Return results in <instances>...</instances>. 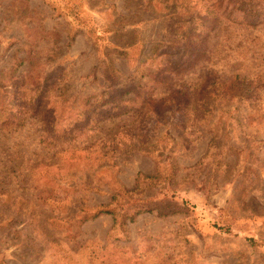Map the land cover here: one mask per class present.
<instances>
[{
  "label": "rangeland",
  "instance_id": "obj_1",
  "mask_svg": "<svg viewBox=\"0 0 264 264\" xmlns=\"http://www.w3.org/2000/svg\"><path fill=\"white\" fill-rule=\"evenodd\" d=\"M167 64L179 71L161 73ZM44 65L69 81L59 128L114 83L163 82L79 141L50 144L49 114L0 136V264H264V25L226 21L216 0H0V95L14 70L45 80ZM167 157L173 185L136 189ZM142 206L154 211L131 222ZM101 207L118 222L87 218Z\"/></svg>",
  "mask_w": 264,
  "mask_h": 264
},
{
  "label": "trees",
  "instance_id": "obj_2",
  "mask_svg": "<svg viewBox=\"0 0 264 264\" xmlns=\"http://www.w3.org/2000/svg\"><path fill=\"white\" fill-rule=\"evenodd\" d=\"M216 4H218L223 10V19L232 24L239 26H247L251 28H257L259 26L264 25V0H216ZM29 57L30 56H28L27 58ZM25 60L27 59H23V61ZM34 60L35 57L33 55V57H30V63L34 62ZM168 64L165 65V68L161 73L165 74L170 72V74L172 75L173 72L179 71L178 67L175 69L169 66ZM43 68V70H47L45 65ZM169 68H171V71ZM151 71L152 70L149 71L150 75L152 74ZM17 73L18 70H14V74L11 76V82L9 85V88H11L12 90L10 95L11 97H8L6 100L2 95H0V136L2 134H12L23 129L30 119L37 118L41 122H45L44 118L49 114V116L52 117L53 123L51 122L52 124H50L49 127H45L44 131L46 133V137L48 138L46 140H48L50 144H55L58 142H75L87 138L91 130L99 127L105 121L110 119H116L119 118L120 115L126 114V109L129 108L134 101L131 99H127L129 95L144 94V92L148 90L147 87L149 86L150 82H154V84L156 85L162 84L163 82H156L155 79L154 81L146 82L145 86H143V83L141 81L136 82L135 80H132L130 84H124L120 86V82L114 83L113 88L109 87V92L104 93L102 95L105 99V102L103 104H98L97 100L92 101L91 97H85V99L81 98L79 100L77 108V110H79V113H77L76 115H72L73 119L67 125V127L59 128V122L63 119L64 115H61V113H59L60 111L54 107L58 105L57 101L61 96V94H57L61 93L63 90L67 92L69 81H67L66 79L57 80L58 76H56L55 72L53 71H46L45 80H36L34 75L32 74L28 77L30 81H25L22 77V74H19V76H15V74ZM53 79H55L53 83L46 85V82H49ZM27 85H29V87L31 88V93L28 97L25 95V87H27ZM214 86L215 83L212 84V88H214ZM193 91L194 90L192 88L183 91L180 90L177 92L175 99L179 98V104L181 105H184V103H186V105L190 104L191 100L195 95ZM51 92L55 93L54 95H56V98H54V95L49 98ZM207 93L212 94L210 92ZM232 94L233 91H230L227 95L222 94L219 96L220 98H224V100H227L228 98L230 100V98H233ZM105 95H108V97L105 98ZM207 96L209 97L207 98ZM207 96L205 97L207 99H205L203 103L204 106L210 105V102L212 100L210 95ZM195 99L196 100L194 101V103L198 104L200 102L199 99L197 97H195ZM50 102L54 104L53 106H50L51 108H49L48 111V106ZM140 105H142L140 106L141 111H144L146 109L144 108L146 105L149 108L148 110L151 111V113L154 112V104L151 105L143 102ZM105 106L109 107L104 109ZM198 110L199 113H196V117H200L201 114L202 119L210 117V109L206 110L205 108L203 110V108H198ZM160 117H157L155 120H160L162 118ZM165 135H167L169 138L171 137V140L177 143L175 144L176 146L180 144L174 138H172L169 132H167V134L165 133ZM218 145V137H216V135H212L208 143L207 155L211 151L217 152L219 150L217 147ZM144 152L149 153L147 150H144ZM160 156L162 157V155ZM162 164H169L170 169L167 170V168H164V171H162V173L158 172V174L155 176H144L142 174H138L136 189L143 190V183L146 181L150 182V186L157 185L158 181L173 185V179L176 176L173 173L175 169L174 166H176L175 163H171L169 161V158L167 157L164 163ZM224 166L228 169V171H226V178H230L231 175L228 174L230 173V168L228 167H231V165L229 164V162H227L224 164ZM204 181L205 180H203L202 182ZM251 181L253 183L255 182V180L253 179H251ZM169 203L170 202L167 203L166 208H170ZM153 211V209H148L144 206L138 207L137 209H135L134 213L130 215V221L134 222L138 216L147 213H152ZM101 215H112L114 217L115 224L118 222L115 210H112L109 207H101V209L98 210L94 215L87 218L95 219ZM162 215H168V213H162Z\"/></svg>",
  "mask_w": 264,
  "mask_h": 264
}]
</instances>
